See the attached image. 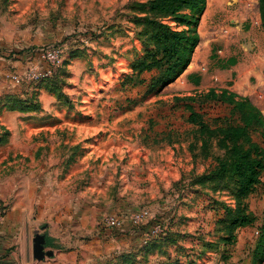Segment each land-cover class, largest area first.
<instances>
[{
  "label": "rangeland",
  "instance_id": "1",
  "mask_svg": "<svg viewBox=\"0 0 264 264\" xmlns=\"http://www.w3.org/2000/svg\"><path fill=\"white\" fill-rule=\"evenodd\" d=\"M131 1L0 0V210L6 218L16 206L22 218L26 208L32 235H49L53 257L37 260L28 251L33 264H254L264 246V174L246 199L254 223L223 240V204L234 205L235 196L200 180L223 151L213 145L205 156L200 142L191 149L188 116L192 105L215 126L232 105L197 97L201 91L234 90L242 72L253 91L261 82L259 1L207 0L191 63L152 91L157 71L137 75L133 68L151 46L128 20ZM51 46L63 54L51 77L11 78L28 65L44 66L40 51ZM26 55L29 64L9 66ZM261 83L252 100L264 113ZM144 209L150 217L132 224L130 215ZM107 215L124 225H104ZM157 223L162 233L145 241ZM16 249L10 245L0 260Z\"/></svg>",
  "mask_w": 264,
  "mask_h": 264
},
{
  "label": "trees",
  "instance_id": "2",
  "mask_svg": "<svg viewBox=\"0 0 264 264\" xmlns=\"http://www.w3.org/2000/svg\"><path fill=\"white\" fill-rule=\"evenodd\" d=\"M258 1L264 30V0ZM206 6L207 0H133L129 3L131 15L128 20L138 27V38L147 47H152L135 60L133 66L137 75L157 71L147 86L149 91L170 83L185 72L200 40L198 24ZM229 61L231 65L237 62L236 58ZM189 78L195 84L201 81L200 75L190 74ZM197 97L232 105L230 117L221 119L223 122L215 126L205 121L192 105L188 116V122L195 127L191 149L200 142L205 156L210 155L208 150L213 145L223 151L215 155L214 165L200 180L215 183L220 189H232L235 204H223L226 212L224 229L229 233L223 240L231 241L238 228L251 225L255 220L246 199L263 181L264 113L248 96L228 87H211L201 91ZM256 135L261 142L255 138ZM261 251V258L255 257L260 262L264 260V246ZM171 262L177 264L176 260Z\"/></svg>",
  "mask_w": 264,
  "mask_h": 264
},
{
  "label": "crops",
  "instance_id": "3",
  "mask_svg": "<svg viewBox=\"0 0 264 264\" xmlns=\"http://www.w3.org/2000/svg\"><path fill=\"white\" fill-rule=\"evenodd\" d=\"M258 6H259V2H258ZM0 58H4V57L0 56ZM26 58H27V60H26ZM28 58H29V55H26L25 57H22L20 59L11 58L8 60V64L11 67L21 68L24 65L29 64ZM28 66H30V65H28ZM253 73L256 74L257 70H255ZM258 76L261 77L260 78L261 82L264 81V70H261V73L258 72ZM239 80L240 81L237 84L236 83L230 84L233 87L234 86L236 87V88H233L234 89L233 91H235L241 95L248 96L251 100H252V95H253L254 91H258L262 88L261 82L257 84L254 91L250 86H246L245 83H243V82H245L247 79L245 77V74H243V72H242V74L239 75ZM252 102H253V100H252ZM19 211L21 212L22 210L16 206L12 207L10 212L8 213L6 218L4 219L3 223L0 225V255H1V252L6 251V249H9L10 245L17 244V249H16V251H13V256H11L10 259H8L7 257H5L4 259H1L0 264H16L14 262V259H16V255H17L16 253L17 252L23 253V258H22L23 264H27V263L33 264V263H31V261L27 262L30 259H25L26 258L25 257L26 252L28 254V251H29V255H30L33 251L32 241H33V238L35 236V235L33 236L31 233V230H32L31 229V217H30L31 213L29 210H26V208H24L23 217L21 218L20 215H18L19 217L16 218L17 214H19ZM12 218H14L13 222H11ZM48 237H49V235L46 234L47 242H48ZM46 247H47V244H46ZM7 254H8V252H7ZM179 257H181V256L178 255V258ZM178 258H176V259H178ZM253 260L255 262V263L253 262L254 264H264V260L262 262H260L256 258H254V259L252 258V261Z\"/></svg>",
  "mask_w": 264,
  "mask_h": 264
},
{
  "label": "built area",
  "instance_id": "4",
  "mask_svg": "<svg viewBox=\"0 0 264 264\" xmlns=\"http://www.w3.org/2000/svg\"><path fill=\"white\" fill-rule=\"evenodd\" d=\"M62 55V49L59 46L44 48L40 51V56L43 61H45L44 66L40 64L29 66L24 71L11 75V78L16 83L36 82L42 80L43 78H47L53 74L58 66H60ZM148 217H150V212L149 210L144 209L133 212L130 215L129 220L132 224H139ZM4 219V212L0 210V225L3 223ZM103 224L108 227L121 228L124 225V220L116 215H107L103 219ZM162 231V225L160 223L155 224L150 230L149 235H147L148 237L145 241H148L151 236H159Z\"/></svg>",
  "mask_w": 264,
  "mask_h": 264
},
{
  "label": "water",
  "instance_id": "5",
  "mask_svg": "<svg viewBox=\"0 0 264 264\" xmlns=\"http://www.w3.org/2000/svg\"><path fill=\"white\" fill-rule=\"evenodd\" d=\"M46 233L37 232L33 238V256L37 260H43L46 257H53L54 250L46 249Z\"/></svg>",
  "mask_w": 264,
  "mask_h": 264
}]
</instances>
